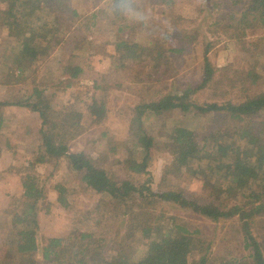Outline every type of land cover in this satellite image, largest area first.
Here are the masks:
<instances>
[{
	"label": "rangeland",
	"instance_id": "374dc122",
	"mask_svg": "<svg viewBox=\"0 0 264 264\" xmlns=\"http://www.w3.org/2000/svg\"><path fill=\"white\" fill-rule=\"evenodd\" d=\"M40 1L43 13L34 9L39 8L38 4L29 2L20 8L14 23L5 13L7 0H0V99L13 104L40 100L42 104L37 106L46 115L42 128L65 142L71 152L94 159L118 180H128L140 187L149 174L154 192L181 190L200 201L210 200L214 190L224 186L217 176L219 169H213V174L209 164L201 161L191 163L190 169L181 166L177 170L169 137L175 127H183L197 139L206 136L209 151L213 152L215 143L229 145L234 141L235 136L227 130L231 120L221 114L181 109L159 116H142L153 146L149 150L147 173L138 174L126 168L128 159L140 160L143 154L132 119L137 105L198 84L203 77V53L207 45L208 58L216 71L212 82L192 95V101L238 103L248 93L264 89V28L234 27L229 19L230 14L240 12L243 0H139L141 9L150 16L147 25H134L113 14L110 0H88L79 4L82 12H76L69 0ZM95 6L98 8L92 18ZM40 14L44 20H35ZM124 25L118 33V27ZM29 26L36 34L33 43L40 44V49L49 46L35 59L19 57L24 37L29 35L24 30ZM61 35L67 37L63 41L66 50L63 64L54 63L51 70L40 67L37 63L52 54ZM120 39L140 44L143 47L140 56L132 62L127 56L122 58L127 51L118 52L115 48ZM88 53L93 57H86ZM105 55L108 57L103 59L101 56ZM97 57H101L98 64L91 65ZM76 61L89 68L86 72L82 69L74 86L64 89L63 67L77 66L73 64ZM252 68L262 79L246 92L250 83L245 73ZM35 90L40 91L39 97ZM248 121L264 135V110ZM5 138L7 132L1 131L0 144H4ZM40 143V133L26 136L23 141L24 147L28 145L32 150L33 162L39 160L40 151L36 149ZM28 161L25 159L17 169L21 178L36 175L38 184L44 186V197L36 205L39 224L36 235L41 246L49 238H66L74 231H83L92 233L97 240L98 247L89 254L92 264H111L120 251L136 261L163 230L177 223L199 231L198 248L189 254L188 264H199L204 254L205 264H253L249 249L244 247L242 220L237 214L212 221L155 197L147 202L135 197L126 202H109L103 194L86 187L81 173L71 170L66 159L46 158L39 165ZM224 161L226 168L229 158ZM256 179L258 184L254 188L260 194L256 200L245 198L239 190L226 198L228 192L223 189L221 196L228 207L238 203L241 209L248 210L264 200L263 168ZM56 185L64 188L61 202ZM22 211L21 195L0 206V261L6 254L3 253L6 244H10L8 233L19 227L11 219ZM142 223L154 227L143 239ZM251 231L264 254V210L255 214ZM133 238L142 239V244L135 246ZM9 260L11 264H56L44 260L41 250L22 258L9 256Z\"/></svg>",
	"mask_w": 264,
	"mask_h": 264
},
{
	"label": "trees",
	"instance_id": "16d2710c",
	"mask_svg": "<svg viewBox=\"0 0 264 264\" xmlns=\"http://www.w3.org/2000/svg\"><path fill=\"white\" fill-rule=\"evenodd\" d=\"M8 7L5 11L6 16L11 18L15 23L21 7L28 3H36L39 8H34L43 13L42 1L40 0H7ZM236 1H233L235 3ZM38 16L35 20H39ZM229 19L234 27L243 29L252 27L264 28V0H243L242 8L239 13H232ZM11 23V22H10ZM18 24V23H17ZM20 24V23H19ZM18 24V25H19ZM126 25L118 27L117 32H121ZM231 27V25H230ZM29 34L24 37L23 45L20 51L22 58H37L42 54L45 47L40 44L33 43L36 36L33 29L28 27L24 33ZM243 33V32H242ZM48 34H44L47 36ZM50 40V39H49ZM118 52L127 51L121 55L132 62L140 55L139 52L143 47L136 43L120 39L115 43ZM46 50V48H45ZM209 46L205 47L203 53V77L201 81L193 86H188L176 93L163 95L157 101L139 104L135 107V115L132 119L136 129V136L142 148V157L140 160L130 158L126 161V168L131 172L142 174L147 173L149 167L150 153L149 150L153 146V139L146 131L142 116L154 115L159 116L162 113L181 109L183 111L191 110L200 113L221 114L226 119L231 120L227 126L235 136L234 141L226 145L224 143H215L213 152L209 151L207 146V137L195 138L188 130L177 126L169 137L168 145L173 154V163L177 170H181V166L190 169L191 163L204 161L209 164V169L214 174L213 169H219V176L224 186L216 188L215 194L210 200L200 201V198L186 196L181 190L168 189L161 192H154L151 189V177L148 174L145 183L140 187H136L128 180H118L111 176L104 168L98 165L94 159L86 156L84 153H73L69 150L67 144L58 141L57 138L41 127L39 130L41 143L39 146V161L49 158H64L68 167L76 172L81 173L83 183L89 189L97 193H101L109 202L119 203L126 202L129 198L135 197L143 202L152 200L155 197L163 203L175 205L181 209L188 210L193 214L200 215L212 221L220 219H229L236 214L239 220H242L244 231V247L249 249V258L253 264H264V254L260 242L251 231V224L256 213L264 210V200L256 205H251L248 210H243L240 204L234 203L228 207L227 201L221 196L222 190H227L228 198L232 193L241 191L245 198L256 200L260 197L257 189L254 188L258 184L256 176L260 168L264 171V135H260L254 130V125L250 124L248 119L259 115L264 110V89L254 93H248L244 99L238 103H203L198 104L191 100L198 90L204 88L212 82L216 69L212 66L208 58ZM82 73V69L78 66H64L63 74L66 76L63 88L74 86L75 80ZM246 79H249V87L245 89L250 92L251 86H258L262 77L253 70L245 73ZM246 82V81H245ZM36 97L40 96V91L35 90ZM40 100L35 101L27 99L24 105L29 106L31 110L37 111L42 119V125H45L46 115L42 109L38 108ZM11 103L0 102V108ZM4 118L0 111V129L3 127ZM229 137V136H226ZM239 142H242L239 145ZM205 155L207 156L205 158ZM220 156V157H219ZM229 158V166L225 168L224 158ZM257 180V181H256ZM23 193V211L13 215L12 224L19 226L14 231L8 233L10 239L4 250V258L0 264H11L10 257H20L42 251L44 260L56 264H92L89 254L98 247L97 240L93 238L92 233L83 231H74L66 238L52 237L47 240L44 245H40L37 239L38 219L36 214V205L44 197V186L38 184V177L33 174H27L21 178ZM209 183V182H207ZM264 186V185H263ZM59 196L58 201H62L63 187L56 185ZM217 200V201H216ZM141 213H139L140 216ZM140 232L143 238L148 237L153 232V225L142 223ZM157 230V228H155ZM142 239H134L135 246L142 244ZM200 241L199 231L191 230L184 224H173L163 230V234L159 239L153 241L146 253L138 260H132L127 253L120 251L111 264H188V256L195 252ZM3 243V242H2ZM2 245V244H1ZM205 254L200 256L199 264H205Z\"/></svg>",
	"mask_w": 264,
	"mask_h": 264
},
{
	"label": "crops",
	"instance_id": "0c3cea01",
	"mask_svg": "<svg viewBox=\"0 0 264 264\" xmlns=\"http://www.w3.org/2000/svg\"><path fill=\"white\" fill-rule=\"evenodd\" d=\"M88 0H69L73 9L76 12H82L79 4H84ZM98 8L94 7L90 16L92 18L95 17L94 10ZM30 12H34V9H30ZM75 13V11H73ZM42 14L37 15L35 19L40 16L41 19L44 20V17H41ZM45 15V14H44ZM34 16V15H33ZM64 40H67L65 35H61L60 39H58V45L55 46L52 50V54L47 58H43L37 64L45 66L47 70H51V65L54 63L57 65L63 64V60L66 56V50L63 48ZM42 55V54H40ZM72 56V55H71ZM69 56V57H71ZM22 58L21 56H19ZM38 57V56H37ZM75 57V55H74ZM85 59L86 57H93L91 53H88L85 56L82 55ZM103 59L108 57L107 55L101 56ZM101 57L96 58V62L91 65H96L100 61ZM56 58V59H54ZM99 58V59H98ZM52 60V61H51ZM73 64H77L78 67L84 69V72L89 68V65L83 66L81 63L74 62ZM66 76H62V80H65ZM75 85V84H74ZM54 96V94L52 93ZM0 102H5L0 99ZM25 103V102H24ZM24 103H11L10 105H5L0 108V111L3 114L4 124L0 129L1 131L7 132V138L4 140V144H0V200L2 201L1 207L6 205L7 199L12 197H18L22 195L23 188L21 183V173L18 171L19 165H21L25 159L29 160L27 163L33 162L30 155L32 150L29 147L23 144L26 136H36L39 133V130L42 127V119L37 111L31 110L29 106L24 105ZM7 141V142H6ZM40 150V149H36ZM49 158V157H46ZM45 158V159H46ZM55 159V158H52ZM39 165L43 161H34Z\"/></svg>",
	"mask_w": 264,
	"mask_h": 264
},
{
	"label": "clouds",
	"instance_id": "9594fccd",
	"mask_svg": "<svg viewBox=\"0 0 264 264\" xmlns=\"http://www.w3.org/2000/svg\"><path fill=\"white\" fill-rule=\"evenodd\" d=\"M113 14L126 19L134 25H147L150 21L148 13L143 11L139 0H110Z\"/></svg>",
	"mask_w": 264,
	"mask_h": 264
}]
</instances>
